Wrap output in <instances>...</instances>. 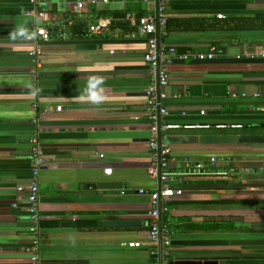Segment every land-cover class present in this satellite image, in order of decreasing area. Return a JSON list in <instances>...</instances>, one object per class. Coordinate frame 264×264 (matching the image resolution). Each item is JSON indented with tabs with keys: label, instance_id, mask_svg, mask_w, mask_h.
Returning a JSON list of instances; mask_svg holds the SVG:
<instances>
[{
	"label": "crops",
	"instance_id": "crops-1",
	"mask_svg": "<svg viewBox=\"0 0 264 264\" xmlns=\"http://www.w3.org/2000/svg\"><path fill=\"white\" fill-rule=\"evenodd\" d=\"M156 9V1L143 0H40L38 5L0 0V264H33L35 235L27 194L37 145L43 154L44 217L38 264H153L145 217L150 198L138 193L160 187L149 174L147 43L133 37L136 29L128 18L155 15ZM169 15L174 25L197 18L264 19V0H170ZM80 24L83 32H75ZM235 25L205 32L181 29L164 39L177 51L166 61L165 122L195 126L172 130L169 137L264 136V96L254 97L264 94V64H169L178 55L189 60L210 55L263 58L264 30L246 29L251 22L241 29ZM94 26L98 32L91 30ZM36 28L50 33L39 67L31 56ZM170 145L176 171L230 158L243 173L221 177L220 166L206 168L207 176L181 184L184 194L170 200L182 202L173 211L175 225L176 218L201 222V217L229 216L239 227L170 231V264L185 256L264 264V244H234L264 241V143ZM201 202L226 204L209 207ZM108 220L142 225L106 227Z\"/></svg>",
	"mask_w": 264,
	"mask_h": 264
},
{
	"label": "built area",
	"instance_id": "built-area-1",
	"mask_svg": "<svg viewBox=\"0 0 264 264\" xmlns=\"http://www.w3.org/2000/svg\"><path fill=\"white\" fill-rule=\"evenodd\" d=\"M32 4L38 5L40 0H30ZM108 2V0H102ZM146 3L156 1L157 9L155 15H146L141 18L129 17L130 23L135 27L133 37H141L146 40L147 49L144 60L149 70L150 85L146 93V106L148 118L150 121V139L149 146L152 152V161L149 166L150 176L159 182L160 187L157 190L149 191L145 189L139 190V194L150 198L151 209L145 216L148 224L147 244L152 247V256L155 258L154 264H170V256L172 249V233L165 227L163 223V213L167 211L168 203L175 197L184 194L181 184L188 178H201L207 176L205 169H213L219 166L221 170L217 173L221 177H232L243 174L237 167L232 164L230 158H212L208 164L198 162L193 170L186 169L179 171L172 168L173 157L172 148L168 141L169 132L172 130H180L195 128V126L182 127L181 125L169 124L165 122V116L168 110L165 105L166 94L164 88L169 84V73L166 61L170 57H176L177 51L174 47H169L163 41L167 36V22L169 20V1L170 0H143ZM96 3L97 0H92ZM83 4H78V8H82ZM93 32H98V27H91ZM38 37L37 44L31 52L32 59L37 67L40 66V55L42 46L49 42L50 33L45 28H36ZM179 59H187V56L178 55ZM214 55H210L208 59H213ZM264 58V55H263ZM246 97V94L243 95ZM256 98L260 94H255ZM60 110V108H58ZM210 128L211 126H206ZM218 129H239L242 126L237 125H219ZM202 128V126H201ZM33 156V179L28 187L27 201L30 216L33 222V232L35 240L32 245L31 253L33 264H38L40 260V250L42 246V228L41 222L43 215L40 205V166L43 162V154L41 148L37 145L32 150ZM249 173L250 170H244ZM111 175V170H106ZM136 245V244H132Z\"/></svg>",
	"mask_w": 264,
	"mask_h": 264
},
{
	"label": "trees",
	"instance_id": "trees-1",
	"mask_svg": "<svg viewBox=\"0 0 264 264\" xmlns=\"http://www.w3.org/2000/svg\"><path fill=\"white\" fill-rule=\"evenodd\" d=\"M115 15H118L120 17H123L124 14L121 13H115ZM146 16V15H144ZM143 17V16H141ZM139 17V18H141ZM175 20L170 19L167 22V36H169L172 32H175L177 30H195V31H210V30H225V29H231L230 24L234 23L236 24V28H245L244 25H247L249 22H251L254 25H251L249 28L246 29H258V30H264V19H257V18H230V19H218V18H201V19H189V20H180L179 24L174 25ZM175 26V27H173ZM180 26L179 28H177ZM248 26V25H247ZM234 29V28H233ZM78 30H81L83 32V25H77L74 28V31L77 32ZM167 36L165 38H167ZM163 38V41L164 39ZM260 95H263L261 93ZM206 183V182H205ZM203 184V182H201ZM182 202H169L168 203V210L163 213V223L165 227L169 231H177V230H188V231H230V230H236L238 229V223L236 221L231 220L228 218L229 216H219V217H209L208 219H204L201 217V222H196L190 219H184V218H176L178 220V224H174V215L173 211L177 210L179 205ZM226 204L225 202H201V205L203 206H209V207H218L221 205ZM155 263V258H153V264Z\"/></svg>",
	"mask_w": 264,
	"mask_h": 264
},
{
	"label": "water",
	"instance_id": "water-1",
	"mask_svg": "<svg viewBox=\"0 0 264 264\" xmlns=\"http://www.w3.org/2000/svg\"><path fill=\"white\" fill-rule=\"evenodd\" d=\"M169 64H264V58H218V59H172ZM170 143L201 144V145H235V144H260L264 143V136H245V135H201L194 136H171L168 138ZM106 227H137L141 226V221L135 220H108L103 223ZM236 245H260L264 241H236ZM229 258L224 257H179L172 264H203L204 262L217 261L225 264Z\"/></svg>",
	"mask_w": 264,
	"mask_h": 264
}]
</instances>
